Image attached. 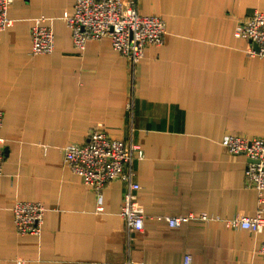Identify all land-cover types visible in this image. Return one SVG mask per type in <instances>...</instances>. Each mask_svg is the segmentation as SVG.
<instances>
[{
    "label": "crops",
    "instance_id": "crops-1",
    "mask_svg": "<svg viewBox=\"0 0 264 264\" xmlns=\"http://www.w3.org/2000/svg\"><path fill=\"white\" fill-rule=\"evenodd\" d=\"M76 0H14L13 25L0 32V109L6 159L0 175V264H264V229L228 227L234 216L264 215L247 182L244 154L227 135L264 136V59L235 35L264 0H137L143 15L162 16L167 33L138 63L108 38L73 45L63 18ZM55 32L51 53H32V26ZM96 127L145 158L134 164L143 230L121 213L126 185L97 194L63 160ZM45 208L40 235L21 234L13 206ZM102 206V208H101ZM206 215L170 226L161 215Z\"/></svg>",
    "mask_w": 264,
    "mask_h": 264
},
{
    "label": "built area",
    "instance_id": "built-area-1",
    "mask_svg": "<svg viewBox=\"0 0 264 264\" xmlns=\"http://www.w3.org/2000/svg\"><path fill=\"white\" fill-rule=\"evenodd\" d=\"M14 0H0V32L13 25L9 8ZM63 18L71 28L73 45L83 50L90 39L108 38L115 50L138 63L149 45H161L167 33L166 20L159 15H143L137 9V0H76L73 9L65 12ZM32 53L46 54L55 49L54 29L45 24L43 17L35 19L32 26ZM235 35L250 42L249 56L264 59V12L254 10L245 20L239 22ZM3 125V111L0 109V127ZM223 144L233 154H244L247 158L245 174L249 185L264 193V136L249 138L230 134ZM5 139L0 136V175L5 159ZM146 156L137 142L126 143L112 137L100 127L93 128L84 144L69 143L63 147V160L83 182L97 194L107 184L118 180L126 185L121 213L130 230L141 231L145 225L146 213L138 202L141 188L135 180L134 164ZM102 208V206H101ZM45 206L39 201L19 200L13 206L16 229L21 234L40 235L43 230ZM158 218L170 226L184 222L207 221L206 215H161ZM228 227L246 228L252 231L264 229V215L234 216L225 220ZM264 255V246L260 249ZM192 257L186 256L185 264H191ZM22 263V260L19 261ZM124 264H143L129 260Z\"/></svg>",
    "mask_w": 264,
    "mask_h": 264
}]
</instances>
